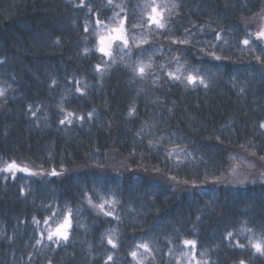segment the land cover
<instances>
[{
	"label": "trees",
	"instance_id": "obj_1",
	"mask_svg": "<svg viewBox=\"0 0 264 264\" xmlns=\"http://www.w3.org/2000/svg\"><path fill=\"white\" fill-rule=\"evenodd\" d=\"M263 7L0 0V264H264V185L219 183L264 157V44L241 23Z\"/></svg>",
	"mask_w": 264,
	"mask_h": 264
},
{
	"label": "rangeland",
	"instance_id": "obj_2",
	"mask_svg": "<svg viewBox=\"0 0 264 264\" xmlns=\"http://www.w3.org/2000/svg\"><path fill=\"white\" fill-rule=\"evenodd\" d=\"M157 13H159L157 11ZM156 14V13H154ZM243 26L248 30L249 36L244 39L249 42L255 40L260 41V43L264 44V37H260L258 34L261 31H264V7L262 10L255 14L254 16L245 18L242 22ZM119 30V31H118ZM117 35H121L125 38L124 31L120 28H113L111 30L105 29V33L100 36V46L103 47L105 50H108V47L111 45L113 41V37ZM249 163H243L240 161H233L228 169V175L224 182H219L220 184H224L227 186H250V185H264V157L261 156H250ZM15 164L16 167L12 168L11 170L8 169L10 164ZM31 165L27 161H12L8 163L4 168L6 170L11 171L13 174L16 172H22L29 175H35L38 177L43 176H51V175H64L69 172L65 168H58V167H50L44 170L38 168H32ZM55 173V174H54ZM211 184L214 181H210ZM209 184L199 185V186H191L194 190H201L208 187ZM68 219L70 221V226L67 228V236L69 233V228L72 225L71 216L68 215L64 218L63 223L57 225L52 231H47L46 235H52V237L58 238L54 235L57 228L64 224L65 220ZM59 239V238H58Z\"/></svg>",
	"mask_w": 264,
	"mask_h": 264
},
{
	"label": "snow or ice",
	"instance_id": "obj_3",
	"mask_svg": "<svg viewBox=\"0 0 264 264\" xmlns=\"http://www.w3.org/2000/svg\"><path fill=\"white\" fill-rule=\"evenodd\" d=\"M153 12L156 13V15L150 17L151 21L153 23H155L157 25V27L159 28H163L164 27V24L161 23V20L157 18V16H160L161 14L160 13H157V10L155 8H153ZM119 31V30H118ZM260 37H264V31H261L259 34H258ZM113 39H121L123 40L124 44H127V40L124 39L123 36L121 35H117L116 37H113ZM245 44L248 43L247 40L244 41ZM101 52H105V49L103 47H101L99 49ZM105 54H109L107 52H105ZM218 58V57H217ZM145 72V67L141 66L138 70V73L142 76ZM172 75V74H170ZM174 79H179V77H175L173 76ZM189 82L192 83V84H195L196 81H197V78L196 77H189L188 78ZM199 82L201 84H203V79L201 78L199 80ZM206 86V85H205ZM0 95H2V92H0ZM72 114L69 113V116H71ZM91 115V114H89ZM81 119H83V117H81ZM61 123H64V121H61ZM69 123H71V121L69 120ZM16 167V165L13 163V164H10L8 166V169L11 170L12 168ZM55 174V173H54ZM101 208H103V204L100 205ZM107 215H112V213H107ZM70 226V221L68 219L65 220L64 224H62L61 226H59L56 230V232L54 233L55 236H57L59 239H62V240H67L68 236H67V228ZM229 236H231L232 234L229 233L228 234ZM49 239H52V235H49L48 237ZM109 243H113L111 240H109ZM186 245H192L193 247L195 246V242L194 241H185L184 242ZM115 246V245H113ZM140 247H144L145 249H147V246L146 245H141ZM240 247H243L242 245ZM254 247L256 248V250L258 252H260L261 254H264V244H261V243H256L254 245ZM133 256L136 255L135 252L132 253ZM109 260H111V257H109ZM241 264H243V262H241Z\"/></svg>",
	"mask_w": 264,
	"mask_h": 264
}]
</instances>
